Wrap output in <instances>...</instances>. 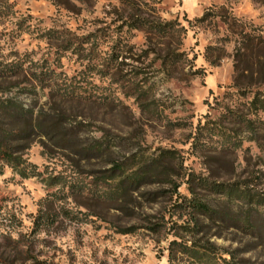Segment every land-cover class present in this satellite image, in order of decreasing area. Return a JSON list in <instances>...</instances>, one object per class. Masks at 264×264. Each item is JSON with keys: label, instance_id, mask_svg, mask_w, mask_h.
<instances>
[{"label": "rangeland", "instance_id": "obj_1", "mask_svg": "<svg viewBox=\"0 0 264 264\" xmlns=\"http://www.w3.org/2000/svg\"><path fill=\"white\" fill-rule=\"evenodd\" d=\"M0 74L74 138L2 167L0 264H264V0H0Z\"/></svg>", "mask_w": 264, "mask_h": 264}, {"label": "trees", "instance_id": "obj_2", "mask_svg": "<svg viewBox=\"0 0 264 264\" xmlns=\"http://www.w3.org/2000/svg\"><path fill=\"white\" fill-rule=\"evenodd\" d=\"M145 22L140 24H144ZM156 26L164 32L181 30L178 29L179 27H177L174 21L160 23ZM0 76H3V74H0ZM1 88L2 85L0 83V90ZM36 135L52 139L59 144L65 139L74 141L73 135L62 134L58 119L49 115L42 117L40 114H36L34 109L19 103L15 99H0V173L4 165H10L15 168L20 167L23 161L16 154L26 149L28 141ZM98 153L101 155L104 153L103 144L101 143H94L89 149H86V152H81L80 154L85 158H92L98 156ZM108 156H110L109 153ZM109 158L114 167L109 170L111 174H106L105 177L116 178L118 172H125L126 168H124L123 164H118L113 158ZM19 170L22 174H25L24 169L20 168ZM134 174L132 182L136 178L138 183H142L144 180H146L144 182H147L149 176L156 174L155 167L144 168L143 171L135 172L131 175ZM130 186L123 187V191L125 192ZM193 206L200 208L199 210L203 212H206V209H208L206 205L201 206V203H196Z\"/></svg>", "mask_w": 264, "mask_h": 264}]
</instances>
